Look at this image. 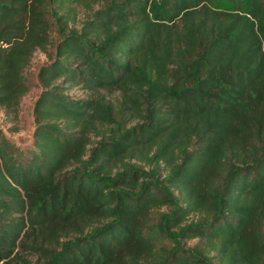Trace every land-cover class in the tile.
Here are the masks:
<instances>
[{
    "label": "trees",
    "instance_id": "16d2710c",
    "mask_svg": "<svg viewBox=\"0 0 264 264\" xmlns=\"http://www.w3.org/2000/svg\"><path fill=\"white\" fill-rule=\"evenodd\" d=\"M38 50L0 264H264V0H0L10 122Z\"/></svg>",
    "mask_w": 264,
    "mask_h": 264
},
{
    "label": "rangeland",
    "instance_id": "374dc122",
    "mask_svg": "<svg viewBox=\"0 0 264 264\" xmlns=\"http://www.w3.org/2000/svg\"><path fill=\"white\" fill-rule=\"evenodd\" d=\"M80 16L83 18L85 13L81 12ZM47 62V56L40 50L36 51L32 64L29 70H27V75L32 80L33 88L22 98L17 121L10 122L6 120L3 111L0 109V130H3L7 136L21 146H30L33 142L32 135L35 129L34 105L42 91L38 85L37 74L40 66ZM67 93L75 97H84L87 95L86 91L79 87L72 88ZM12 127H17V131L13 132L11 130ZM194 243L195 241L191 242V244Z\"/></svg>",
    "mask_w": 264,
    "mask_h": 264
}]
</instances>
